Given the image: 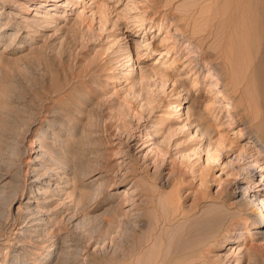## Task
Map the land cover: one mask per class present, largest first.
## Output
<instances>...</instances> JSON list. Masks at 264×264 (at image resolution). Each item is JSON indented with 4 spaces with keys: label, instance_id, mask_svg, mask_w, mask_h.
<instances>
[{
    "label": "rangeland",
    "instance_id": "374dc122",
    "mask_svg": "<svg viewBox=\"0 0 264 264\" xmlns=\"http://www.w3.org/2000/svg\"><path fill=\"white\" fill-rule=\"evenodd\" d=\"M224 1L42 0L43 7L30 0H0V30L7 27L0 34V95L6 99L0 104V264H125L130 227L154 234L150 195L166 218L171 212L180 216L176 227L166 229L175 238L200 222L206 227L207 221V234L214 232L218 241L205 251L210 263L264 264V228L258 239L250 237L257 229L246 228L253 218L263 220L253 201L264 192L250 190L253 184L245 180L249 165L264 171L263 155L243 151L249 140L240 134L241 124L229 125L230 113L223 108L220 130L233 148H224L228 156L209 163L203 185L207 151H192L204 145L193 142L198 123L193 116L187 119L192 104L199 101L195 106L206 114V105L214 101L208 88L217 82L192 38L202 40L233 9ZM155 9L171 14L169 22ZM218 37L207 40L204 52H218ZM12 43L14 50H6ZM154 48L163 54L150 52ZM87 66L95 70L91 98L86 84L77 90L70 77ZM43 83L65 86L79 102L66 108V97L55 100L62 108V131L53 128L52 116H38ZM34 86L39 94L30 91ZM84 129L95 131L101 150L80 148ZM212 130L207 133L215 142L220 135ZM83 153L88 160H82ZM225 186L228 192L222 193ZM143 188L149 196L141 194ZM246 201L250 205L233 208ZM109 225L112 233L98 240ZM159 227L164 229L162 223ZM152 245L145 253L155 249Z\"/></svg>",
    "mask_w": 264,
    "mask_h": 264
},
{
    "label": "bare ground",
    "instance_id": "6f19581e",
    "mask_svg": "<svg viewBox=\"0 0 264 264\" xmlns=\"http://www.w3.org/2000/svg\"><path fill=\"white\" fill-rule=\"evenodd\" d=\"M30 1L36 4L40 3V5L43 4L42 0H30ZM227 1L228 0L224 1V6L228 7L227 5L228 3H230V5H232V8H233L232 9L233 13L232 14L230 13L231 15L227 13L231 7H229L227 11L223 8L224 11H226L227 15L226 13L224 15H221L223 19L220 18L221 20L218 21L219 22V24H217L218 27L214 26L217 29L216 28L214 30L211 29V31L208 32V35L206 34V36H204V38L200 40L199 42L194 37L192 38L193 42L196 41V43H198L197 45L199 47V53H200L198 57L201 56L202 61L205 60V62H207V68L210 67V69L207 72L214 78L213 83L217 82L214 86L208 88L209 94H212V98L214 101L209 103L208 106L206 105L207 107L206 111L203 110L206 112V114H201L200 109L202 106L200 107V109L195 106V105H198L197 102L199 103V101L196 102V104L194 105L195 107L192 104V106L188 108V112H187V119H191L193 116L198 123L196 125L197 127L196 129H198L196 131V136L192 138L194 140L193 142H197V144H201V146L202 145L205 146L208 141L206 148L203 146V149L201 147L198 150H196L197 148L195 150H192L195 155H202V151L203 152L205 150L207 151V161H206L207 164L205 165L203 163V165L201 166L202 169L204 166L203 174L200 176V181H201V184L203 185L207 183V178L211 171V165L209 163H211V161L213 162L218 161L221 158L223 153H224L223 156L225 155L228 156V154L230 153V150H225V149L227 148V149L232 150L233 148L231 142L229 144L226 143L227 138H228L227 135L225 138H223L221 134L220 129L222 128L223 124H222V116L220 115L222 112H224L222 111L223 108H225L228 111V113H230L228 116L230 119L229 125L232 126V125L241 124L242 128L240 129L239 132L242 136H245L249 140L243 147V151L245 150V152L248 154L255 150L259 155H263L264 157V0H229L228 2ZM42 6L44 7L45 3ZM57 8L58 6L56 5L55 8L50 9L49 11L57 10ZM218 8H219L218 10H221L220 11L221 13L222 9L219 5H218ZM218 10H216V12H218ZM155 12L156 14H159L160 17L164 18L165 19L164 21L169 22V18L171 17V14H169L167 11H159L158 9H155ZM163 12H165V14H163ZM191 15L192 14H190V17ZM172 17L174 19H177V17L174 15ZM190 17H185L184 19L189 20ZM190 25L191 24H188L186 28L189 27ZM221 26H222L221 31H223V33L221 37H218L219 36L218 32L220 31ZM195 28L198 31L196 26ZM3 29H4L3 31L0 30V34L5 32V30L7 29L6 25L4 26ZM196 30L194 29V31ZM219 34H221V32H219ZM31 36L34 37L35 35H31ZM212 36H217L218 38H221V41H219L220 45H218L219 47L217 49L218 52L216 53L213 51L204 52L205 47L207 46V40H209L210 37ZM29 39H33V38L29 37ZM13 44L14 43H12V45L9 46L10 49H8L7 47L6 50L13 51L14 50ZM214 50L216 51V49ZM150 52H158L160 55L163 54V51L159 52L155 48L151 50ZM169 53H170V50L168 49L166 52V55H168ZM34 55L37 56L38 58V57H41L42 53L39 52L38 54L36 53ZM61 63L62 65L65 64L64 61H61ZM65 67L68 68V66H65ZM214 67L216 69L215 71L212 72V68ZM94 73H95L94 68L87 66L84 70L76 74L74 77H72L73 75L70 76L72 82L77 81L76 82V84L78 85L77 90L82 89L84 85L86 84V88L89 89V92H90V94H88L90 95V98L92 97V94L96 92L94 88L92 87V84L94 82V75H95ZM197 85H198V81L194 80L193 86L196 87ZM218 85H220L221 87H219ZM42 87L43 89H45L46 93L40 97L42 103L40 104L38 102V104H40V106H38L40 107V109H37V111L39 112L38 116L40 117L52 116L54 119L50 123L53 124L52 125L53 128L54 129L58 128L60 129V131H62L65 125L62 119L61 120L58 119L60 109L62 108H60L58 105L55 104V100L58 99L60 101V98H62V96L66 97L68 100V104L66 108L76 107V105L79 102L75 99L74 96H71L68 93V91L65 90V86H62L59 84V86L56 87V84L53 85V83L51 86H48L46 83H43ZM4 89L6 90L5 87L3 88V90ZM220 89L222 90L219 91ZM30 91H33L34 93L35 92L38 93L35 86L32 87ZM66 92L68 93L67 95L65 94ZM17 97L21 98L19 95H17ZM5 101L6 99L0 95V104L4 103ZM63 103L66 104L67 102H63ZM181 104L182 102H180L179 104H177V106H175L176 111H179L182 109ZM196 111L198 112L196 113ZM258 111H260V113H258ZM70 113L71 115H73V112H70ZM169 116L170 115L168 116L165 115V117H169ZM1 120L3 121V119H1L0 117V121ZM57 124H60V126H57ZM186 126L187 125H185L183 129L186 128ZM161 127L162 126H159V128ZM210 129H213L212 130L213 132L220 135V137L217 140H215V142L213 141L214 138L210 137L207 133ZM91 130L90 131L85 130L87 131V133L85 134V138H82L79 142L80 148L84 149V151L86 152H90V151L95 152V151L101 150L100 147H98L97 144L95 143V139H94L95 137L97 138L98 136L95 135V137L93 138L92 135L95 134V131L93 130L91 131ZM87 156H88L87 154L83 153L82 154L83 159L82 158L81 159L88 160ZM199 160H201V158ZM98 161L99 163L101 162L100 159H98ZM254 167L255 166L253 165H249L248 167L245 168L246 174L243 173L245 174V180L249 179V183L253 184L250 186V190L255 191L257 190V188H259V191L264 192V171L262 169L261 171L258 172L257 171L258 168L257 167L254 168ZM100 169L101 168L98 167L96 171L105 172L102 170L99 171ZM258 174H260L261 176V181L259 183L256 182V179L258 178L257 176ZM231 183L233 182L229 181L226 183V185L230 186ZM235 183L238 184L239 180H236ZM247 188L249 189V187H246L245 191L243 190L245 194L247 193ZM226 189H227L226 186L223 187V189L221 190L222 193L228 192V190ZM230 189H232V187ZM141 194H143L144 196H149L150 191L143 188ZM150 197H149L150 201L148 202V204L153 206L154 213L157 219V223L152 224L151 222H149V224L152 225L150 226L152 228L151 232L153 231L154 234L145 235L144 233H142L143 231L142 229L139 230L138 229L139 227L134 228L132 225V227H130V230H129L131 232L127 235L128 241L130 244L123 245L125 246V251L123 250L125 252L124 259H123L124 263L125 264H217L214 262L210 263L205 255V251L208 250L209 243L214 242V241L218 242L215 239L216 237H214L215 235L214 236L211 235L214 232L212 233L210 232L211 234L208 232L209 234H207L206 231L209 230L207 229L208 228L207 221L205 220L206 222L204 223L206 224L207 228L205 227V225L203 226L202 224L203 222H200L198 223L200 225L195 224L194 227L188 229L185 233L183 232L184 234L182 236L175 238L176 235L174 236L170 234L168 230L166 231V229L171 228L173 226L176 227L175 225L180 216H175L174 214H172L173 212H171V216L169 214L170 217L168 218L167 216L168 218L167 219L166 216H164L161 212L162 208L161 207L159 208L158 207L159 205L155 204L153 196L150 195ZM203 200H205V198H202V200L198 204L199 205L202 204ZM256 202L258 203L256 205L258 207L257 212L259 214L263 213V220L262 219L258 220L256 218H253L246 228L248 231H251L252 228L257 229L255 232H251V233L249 232V233H250V237L257 236L256 238L258 239V236L260 235L259 229L264 228V195L256 197L253 203H256ZM223 205L227 207L226 203L224 202H223ZM248 205H250V203L246 201V203L245 202L240 203V205H237L236 207H233V208L237 209L239 208V206L244 207ZM236 218L238 217H236L235 215V217H233V219L231 218V220H236ZM129 219L132 220L134 218H129ZM216 220H218L219 222V217ZM112 222L114 224V222L116 221L114 220ZM218 222L216 221L215 223L218 224ZM159 223H162L164 225V229L162 230L158 229L160 228ZM112 228L113 227L109 225V228H107V230L105 229V230L100 231L98 237H102V238H98V240L99 239L102 240L103 238L109 237V234L112 233L113 231ZM159 230L161 231L160 234H158L159 236L157 235L159 238L157 236L154 238L155 233L159 232ZM173 232L174 231H172L171 233ZM137 233H140V235L136 236ZM149 244L151 245L153 244L155 246L154 247L155 249H150L151 251H149L148 253H145L144 250L146 249V247L149 246ZM143 251L145 254L143 253ZM76 260H78V257H76Z\"/></svg>",
    "mask_w": 264,
    "mask_h": 264
}]
</instances>
